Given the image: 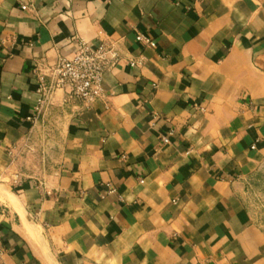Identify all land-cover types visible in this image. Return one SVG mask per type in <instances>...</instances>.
Listing matches in <instances>:
<instances>
[{"label": "crops", "instance_id": "1", "mask_svg": "<svg viewBox=\"0 0 264 264\" xmlns=\"http://www.w3.org/2000/svg\"><path fill=\"white\" fill-rule=\"evenodd\" d=\"M0 37V264H264V0H0ZM77 37L123 57L88 106Z\"/></svg>", "mask_w": 264, "mask_h": 264}, {"label": "built area", "instance_id": "2", "mask_svg": "<svg viewBox=\"0 0 264 264\" xmlns=\"http://www.w3.org/2000/svg\"><path fill=\"white\" fill-rule=\"evenodd\" d=\"M136 38L149 45L155 42L153 38L143 32H137ZM0 42L5 43L7 40L0 37ZM11 42L15 43V41ZM76 42L77 46L71 55L60 54L57 57L52 68L54 85L68 88L71 97L80 99L84 106H88L102 95V82L105 73L123 57L120 49L108 40L100 39L95 46H92L85 37H77ZM142 60L141 56L127 57L128 63L133 66L139 65ZM46 89L45 77L43 74H39L36 84V93L38 94L36 111L38 112L41 110L43 94ZM36 117L37 115L32 114L28 115L27 119L34 121ZM163 139L168 141V137ZM14 147L15 145L8 152L11 153ZM110 189L114 190L115 187Z\"/></svg>", "mask_w": 264, "mask_h": 264}]
</instances>
